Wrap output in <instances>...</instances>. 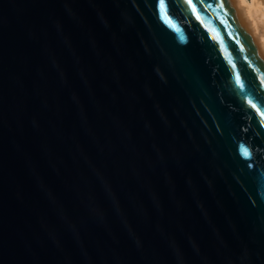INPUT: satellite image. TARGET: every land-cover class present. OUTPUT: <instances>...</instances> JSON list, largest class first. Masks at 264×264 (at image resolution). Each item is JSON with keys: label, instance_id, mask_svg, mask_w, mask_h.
Returning a JSON list of instances; mask_svg holds the SVG:
<instances>
[{"label": "water", "instance_id": "water-1", "mask_svg": "<svg viewBox=\"0 0 264 264\" xmlns=\"http://www.w3.org/2000/svg\"><path fill=\"white\" fill-rule=\"evenodd\" d=\"M258 34L236 0H0V264H264Z\"/></svg>", "mask_w": 264, "mask_h": 264}, {"label": "bare ground", "instance_id": "bare-ground-1", "mask_svg": "<svg viewBox=\"0 0 264 264\" xmlns=\"http://www.w3.org/2000/svg\"><path fill=\"white\" fill-rule=\"evenodd\" d=\"M248 19L249 28H258L257 42L264 47V0H253L249 5L245 0H236Z\"/></svg>", "mask_w": 264, "mask_h": 264}, {"label": "rangeland", "instance_id": "rangeland-1", "mask_svg": "<svg viewBox=\"0 0 264 264\" xmlns=\"http://www.w3.org/2000/svg\"><path fill=\"white\" fill-rule=\"evenodd\" d=\"M252 1H253V0H245V2H246L247 4H249V5L252 4ZM262 30H263V34H264V29H262Z\"/></svg>", "mask_w": 264, "mask_h": 264}, {"label": "snow or ice", "instance_id": "snow-or-ice-1", "mask_svg": "<svg viewBox=\"0 0 264 264\" xmlns=\"http://www.w3.org/2000/svg\"><path fill=\"white\" fill-rule=\"evenodd\" d=\"M225 3H227V0H225ZM250 103H251V101H250ZM253 107H256V105H253Z\"/></svg>", "mask_w": 264, "mask_h": 264}]
</instances>
